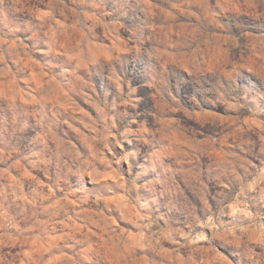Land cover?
<instances>
[{"label": "rangeland", "instance_id": "374dc122", "mask_svg": "<svg viewBox=\"0 0 264 264\" xmlns=\"http://www.w3.org/2000/svg\"><path fill=\"white\" fill-rule=\"evenodd\" d=\"M0 264H264V0H0Z\"/></svg>", "mask_w": 264, "mask_h": 264}]
</instances>
